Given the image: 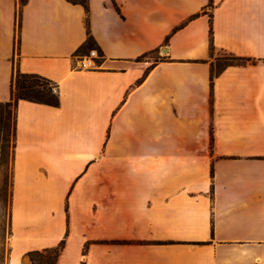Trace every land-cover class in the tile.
<instances>
[{
  "label": "crops",
  "instance_id": "crops-1",
  "mask_svg": "<svg viewBox=\"0 0 264 264\" xmlns=\"http://www.w3.org/2000/svg\"><path fill=\"white\" fill-rule=\"evenodd\" d=\"M18 7L0 102L18 69L59 104L13 107L7 264L64 236L57 264H264V0H26L19 27ZM217 51L248 61L216 73Z\"/></svg>",
  "mask_w": 264,
  "mask_h": 264
},
{
  "label": "trees",
  "instance_id": "trees-1",
  "mask_svg": "<svg viewBox=\"0 0 264 264\" xmlns=\"http://www.w3.org/2000/svg\"><path fill=\"white\" fill-rule=\"evenodd\" d=\"M72 4H80L85 9H87V0H66ZM19 7L17 11L18 21L17 26L19 27V16L22 5L26 2V0H18ZM209 5L212 3L210 1ZM175 27L173 30H176ZM210 37L212 33V29L210 27ZM95 48L99 54H101V50L95 44L91 35L87 34V37L82 45H80L75 53H87L88 50ZM213 45L210 44V49L212 50ZM248 59L237 57V56H227L226 61L220 62L219 59H215L212 69L218 73L220 70L225 68L228 65H241L244 64ZM53 87L55 85L47 78L35 74V73H22L18 69L15 70L14 74L10 80V99L4 103L3 105L7 108L14 107L17 100H26L34 103H41L50 106H58L59 98L57 95V89L54 92ZM65 242V236L55 245L51 247H45L42 249L30 250L26 252V255L30 261V264H57L58 256L63 249ZM85 248H83V253ZM82 264H85L82 262Z\"/></svg>",
  "mask_w": 264,
  "mask_h": 264
},
{
  "label": "rangeland",
  "instance_id": "rangeland-1",
  "mask_svg": "<svg viewBox=\"0 0 264 264\" xmlns=\"http://www.w3.org/2000/svg\"><path fill=\"white\" fill-rule=\"evenodd\" d=\"M229 54L218 52L216 58L226 61ZM0 105V264H7L10 239L11 148L13 144V107Z\"/></svg>",
  "mask_w": 264,
  "mask_h": 264
},
{
  "label": "built area",
  "instance_id": "built-area-1",
  "mask_svg": "<svg viewBox=\"0 0 264 264\" xmlns=\"http://www.w3.org/2000/svg\"><path fill=\"white\" fill-rule=\"evenodd\" d=\"M102 57L95 48L88 50L87 54L78 59L76 67L80 69H94L98 66V59ZM56 91V87H53Z\"/></svg>",
  "mask_w": 264,
  "mask_h": 264
}]
</instances>
